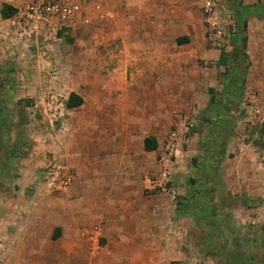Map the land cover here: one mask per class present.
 Wrapping results in <instances>:
<instances>
[{"label": "crops", "instance_id": "0c3cea01", "mask_svg": "<svg viewBox=\"0 0 264 264\" xmlns=\"http://www.w3.org/2000/svg\"><path fill=\"white\" fill-rule=\"evenodd\" d=\"M72 1L81 10L66 29L74 35L66 45L63 86L81 104L72 108L62 148L58 138L47 134L52 123L39 101L49 62L38 54L13 55L10 43L0 38V80L6 89L1 94L20 106L24 99V112L34 128L33 149L17 165V172L23 173L21 195L26 185L39 181L38 174L52 158H60L70 178L69 210L49 214L55 219L50 236L68 242L66 255L80 264H172L170 257L183 254L174 246L185 234L182 218L169 221L162 216L169 208L147 182L162 138L154 136L157 148L147 150L148 136L123 137V131L154 128L159 118L155 114H167L170 125L175 112L206 114L216 108L217 113L229 93L230 105H236L242 92L235 93L229 77L236 74L224 76L225 88L231 87L225 98L209 92L213 85L204 76L213 69L199 62L223 66V53L205 37L203 0ZM232 1L241 14L237 17L223 0L236 25L227 65L245 64L244 93L253 92L256 78L262 82L256 89L264 97V0ZM2 25L10 24L2 20ZM240 43L249 59L238 50ZM28 103H35L38 111ZM177 157L181 163L180 154ZM23 205L16 204L25 212ZM35 225L24 232L33 240ZM100 239L106 242L102 250L96 244Z\"/></svg>", "mask_w": 264, "mask_h": 264}, {"label": "rangeland", "instance_id": "374dc122", "mask_svg": "<svg viewBox=\"0 0 264 264\" xmlns=\"http://www.w3.org/2000/svg\"><path fill=\"white\" fill-rule=\"evenodd\" d=\"M216 1L222 21L220 37H210L203 3L202 13L205 37L223 53V66L208 60L200 61L199 66L213 69L204 78L213 85L209 92L213 90L218 99L225 98L231 89L229 85L225 88V74L235 73L234 77L229 75L230 83H234L235 93L242 92L241 101L230 105L233 97L229 93L217 113L216 108L206 114L175 112L171 114L170 125L165 120L167 114H155L159 118L154 120V128L126 129L123 137L129 134L138 135L140 139L156 135L162 138L159 153L154 156L156 166L149 177L161 172V155L168 146L174 149L171 178L179 192L178 198L173 200L153 191L160 198L157 200L163 202L162 206L169 208L162 216L169 221L182 218L181 229L185 234L174 246L183 254L170 257L172 264H264V97L259 96L256 89L262 82L254 78L253 92L244 93L245 64L233 68L227 57L234 43L236 25L223 0ZM72 35L73 32L66 29L58 33L63 65L69 56L66 45L71 43ZM238 50L249 59L241 43ZM141 88L145 89L146 84ZM4 92L6 89L0 80V264H80L65 254L68 242L50 236L55 219L49 214L55 216L61 208L69 210V189L55 191L47 186V165L44 172L38 174L39 181L26 185L25 196L21 195L19 182L23 173L17 172V165L33 149L34 128L24 112V99L20 106L1 94ZM70 96L69 91L66 104ZM28 106L36 109L35 103ZM69 112L70 118L72 108ZM51 123L47 134L55 138L60 126ZM173 133L177 135L171 145ZM178 154L181 163H177ZM54 160L65 163L60 158H52L49 163ZM18 202L25 203V212L16 206ZM34 225L38 233L36 240L24 234ZM105 243L101 239L96 242L98 250H102ZM93 246L91 241L90 248Z\"/></svg>", "mask_w": 264, "mask_h": 264}, {"label": "built area", "instance_id": "2783aa9c", "mask_svg": "<svg viewBox=\"0 0 264 264\" xmlns=\"http://www.w3.org/2000/svg\"><path fill=\"white\" fill-rule=\"evenodd\" d=\"M97 3V0H94ZM14 9L15 13L3 19L5 10ZM80 5L72 0H0V38L10 43L12 54L26 58L38 54L50 64L48 82L40 93L39 101L44 105L50 121L59 124L56 134L62 145L68 131L70 112L66 104L68 95L63 86L65 67L60 59V41L58 33L69 28V23L80 12ZM203 13L211 38H218L222 33V21L214 0H204ZM2 20L9 21V27L2 25ZM24 47L22 50H18ZM30 54V55H29ZM176 133L172 134L170 144ZM175 152L172 146L161 155L162 169L155 177H147L151 190L178 198L179 192L172 185V158ZM70 178L63 165L57 160L47 166L46 183L55 191H63L69 186Z\"/></svg>", "mask_w": 264, "mask_h": 264}, {"label": "trees", "instance_id": "16d2710c", "mask_svg": "<svg viewBox=\"0 0 264 264\" xmlns=\"http://www.w3.org/2000/svg\"><path fill=\"white\" fill-rule=\"evenodd\" d=\"M226 2H227V4L229 5L231 11H232L237 17L240 16L239 14H241V12L238 10V7L235 6V4L233 3V1H232V0H226ZM14 13H15V10H14V9L5 10V11L3 12V17H10V16H12ZM244 15H245V14H244ZM244 15H243V17H245ZM80 104H81V101H80L77 97H75L73 94H71V96H70V100H69L67 106H68L69 108H73V107L78 106V105H80ZM145 148H146L147 150H154V149L157 148V142H156L155 137L150 136V137H147V138H146V140H145Z\"/></svg>", "mask_w": 264, "mask_h": 264}]
</instances>
